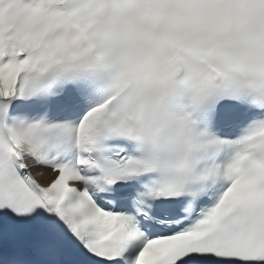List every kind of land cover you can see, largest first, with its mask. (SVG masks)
<instances>
[{
  "label": "snow or ice",
  "instance_id": "1",
  "mask_svg": "<svg viewBox=\"0 0 264 264\" xmlns=\"http://www.w3.org/2000/svg\"><path fill=\"white\" fill-rule=\"evenodd\" d=\"M0 264H264V0H0Z\"/></svg>",
  "mask_w": 264,
  "mask_h": 264
}]
</instances>
